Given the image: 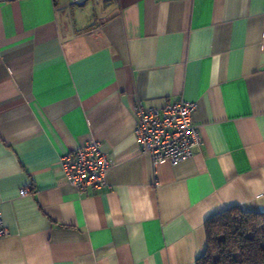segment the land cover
I'll return each mask as SVG.
<instances>
[{
  "label": "crops",
  "instance_id": "obj_1",
  "mask_svg": "<svg viewBox=\"0 0 264 264\" xmlns=\"http://www.w3.org/2000/svg\"><path fill=\"white\" fill-rule=\"evenodd\" d=\"M176 100L201 145L153 164L133 107ZM90 139L78 192L59 158ZM232 208L264 213V0H0V264H196Z\"/></svg>",
  "mask_w": 264,
  "mask_h": 264
},
{
  "label": "built area",
  "instance_id": "obj_2",
  "mask_svg": "<svg viewBox=\"0 0 264 264\" xmlns=\"http://www.w3.org/2000/svg\"><path fill=\"white\" fill-rule=\"evenodd\" d=\"M74 3L77 0H73ZM136 117L133 131L135 141L142 154L156 164L167 161L174 166L192 157L196 147L201 145L197 127L193 124L195 102L176 100L162 107H133ZM59 167L67 183L78 192L99 190L105 186L110 162L98 140L90 139L59 158ZM28 188L19 190L20 196ZM9 234L0 212V238Z\"/></svg>",
  "mask_w": 264,
  "mask_h": 264
},
{
  "label": "trees",
  "instance_id": "obj_3",
  "mask_svg": "<svg viewBox=\"0 0 264 264\" xmlns=\"http://www.w3.org/2000/svg\"><path fill=\"white\" fill-rule=\"evenodd\" d=\"M204 230L206 247L196 264H264V213L225 209Z\"/></svg>",
  "mask_w": 264,
  "mask_h": 264
}]
</instances>
